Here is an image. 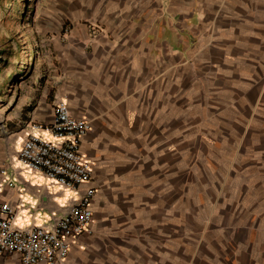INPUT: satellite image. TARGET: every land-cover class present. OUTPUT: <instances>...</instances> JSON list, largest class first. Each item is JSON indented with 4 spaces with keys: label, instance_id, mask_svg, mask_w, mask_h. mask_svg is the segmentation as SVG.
I'll use <instances>...</instances> for the list:
<instances>
[{
    "label": "crops",
    "instance_id": "0c3cea01",
    "mask_svg": "<svg viewBox=\"0 0 264 264\" xmlns=\"http://www.w3.org/2000/svg\"><path fill=\"white\" fill-rule=\"evenodd\" d=\"M58 8L35 29V94L0 132L15 225L48 226L93 188L89 231L61 264H264V0ZM60 100L89 122L93 166L66 201L17 162L26 123Z\"/></svg>",
    "mask_w": 264,
    "mask_h": 264
},
{
    "label": "built area",
    "instance_id": "2783aa9c",
    "mask_svg": "<svg viewBox=\"0 0 264 264\" xmlns=\"http://www.w3.org/2000/svg\"><path fill=\"white\" fill-rule=\"evenodd\" d=\"M17 154L20 167L41 176L63 191H76L91 182L93 166L81 152L90 130L83 118L73 117L65 101L55 102L48 123L30 120ZM3 163L1 174H6ZM12 186V183H8ZM93 188L67 205L61 217L48 226L20 228L8 204L0 205V257H15L19 264H61L77 241L89 231L93 218Z\"/></svg>",
    "mask_w": 264,
    "mask_h": 264
},
{
    "label": "rangeland",
    "instance_id": "374dc122",
    "mask_svg": "<svg viewBox=\"0 0 264 264\" xmlns=\"http://www.w3.org/2000/svg\"><path fill=\"white\" fill-rule=\"evenodd\" d=\"M65 1L0 0V132L2 134L6 132L2 124L6 121H14L22 113L24 103L27 101L26 97L35 94L33 88L37 70L35 59L40 52L35 33L38 20L52 15L59 17L61 11L58 6ZM54 190L58 200L66 201L73 197L71 192L62 193L59 187H54Z\"/></svg>",
    "mask_w": 264,
    "mask_h": 264
}]
</instances>
